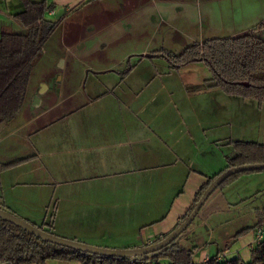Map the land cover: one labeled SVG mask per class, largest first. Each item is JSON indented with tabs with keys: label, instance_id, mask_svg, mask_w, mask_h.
<instances>
[{
	"label": "crops",
	"instance_id": "obj_1",
	"mask_svg": "<svg viewBox=\"0 0 264 264\" xmlns=\"http://www.w3.org/2000/svg\"><path fill=\"white\" fill-rule=\"evenodd\" d=\"M46 1L55 29L43 48L61 67L31 76L23 109L0 132V208L36 226L84 230L93 246L151 245L224 172L233 142L264 143V104L224 93L203 61L174 69L153 54L252 31L264 2ZM23 9L0 0V35L24 30L14 18ZM263 211L264 170L242 174L209 197L179 243L198 247L196 264L248 262Z\"/></svg>",
	"mask_w": 264,
	"mask_h": 264
},
{
	"label": "trees",
	"instance_id": "obj_2",
	"mask_svg": "<svg viewBox=\"0 0 264 264\" xmlns=\"http://www.w3.org/2000/svg\"><path fill=\"white\" fill-rule=\"evenodd\" d=\"M22 2L24 9L14 18L24 30L3 31L0 35V132L23 109L34 63L41 56L43 45L55 29V23L46 19V15L55 8V5L48 4L46 0H22ZM263 29L264 21L256 29L236 37L212 39L203 44H194L179 55L162 50L155 52L153 57L166 59L174 69L203 61L213 73L215 85L224 93L250 99L262 105L264 104V36L260 31ZM232 145L233 154L226 157L227 167L224 171L239 165L264 162V143L233 142ZM247 173L232 176L219 188L225 187L238 176ZM218 175L208 178V181L202 185L176 229L192 213L203 192ZM262 225H264V211L254 229ZM37 226L55 234L45 225ZM250 229L252 228L242 232ZM168 235L157 238L154 243ZM197 248L191 242L183 245L177 242L158 257L132 263L130 260L83 254L51 244L0 219V264H48L50 261H74L80 264H161L160 261L165 264H196ZM203 264H264V241L251 248L248 262L242 258L220 262L218 256H214Z\"/></svg>",
	"mask_w": 264,
	"mask_h": 264
},
{
	"label": "water",
	"instance_id": "obj_3",
	"mask_svg": "<svg viewBox=\"0 0 264 264\" xmlns=\"http://www.w3.org/2000/svg\"><path fill=\"white\" fill-rule=\"evenodd\" d=\"M247 86V84H245ZM264 170V162L261 163H250L245 165H239L231 167L226 171L219 174L208 188L203 192L201 198L196 203L192 213L185 218V220L179 225L177 229L171 232L163 240L153 243L148 246L132 249H110L104 247H97L75 240L63 238L55 234H51L45 230L40 229L38 226L30 223L29 221L15 215L14 213L0 208V219L13 224L14 226L22 229L25 232L39 238L45 242L58 245L71 249L73 251L81 252L83 254L97 255L101 257L118 258L124 260H136L146 261L154 257L162 255L166 250L171 249L181 238L185 235L188 228L192 225L193 221L199 215L201 209L205 205L209 197L229 178L234 175L247 173V172H258Z\"/></svg>",
	"mask_w": 264,
	"mask_h": 264
},
{
	"label": "rangeland",
	"instance_id": "obj_4",
	"mask_svg": "<svg viewBox=\"0 0 264 264\" xmlns=\"http://www.w3.org/2000/svg\"><path fill=\"white\" fill-rule=\"evenodd\" d=\"M239 1H241V0H235V3H238ZM244 1L252 2L253 0H244ZM258 1L264 2V0H258ZM51 48H52V46L47 45L46 47H44L42 49L43 51H42L41 56H39L38 59L34 63V67H33V70H32V80L31 81L34 82L36 80V78L38 79L40 77L41 74H44L46 71L50 70V64H52V63H54L59 68L61 67V59H59V57H58V55L56 53L51 52ZM195 76H198V75L197 74H192V77H195ZM62 86H63L62 84H59V87L62 88ZM54 209L55 208H51V210L49 212L50 213L51 212L54 213ZM238 214L240 215L239 218H245L244 220H246L247 222L250 221V216H243V214H241V213H238ZM236 220H238V219H235L234 221H236ZM239 223H241L242 225H245V222H239ZM191 226H193V225H191ZM48 228L53 233H55V235L63 237V238L66 237L67 239L70 238L72 240L76 239L75 241L82 242V243H85V244L87 242H89V241H92V240L95 241L94 240L95 238H91L90 235L85 234L86 231H84V230L74 229V228H66L64 226H61L60 228H57L56 230L51 228V227H48ZM188 230L186 231V233L188 232ZM147 232L148 231H146V233ZM224 232H226V231H222V233H224ZM218 235H219V232H218ZM145 236L146 235L144 234V241H145ZM183 236H184V234H183ZM180 240H179V242H180ZM96 241H98V240H96ZM189 248H191V247H189ZM112 249H114V248H112ZM227 260H228L227 258H223L222 262H226Z\"/></svg>",
	"mask_w": 264,
	"mask_h": 264
},
{
	"label": "built area",
	"instance_id": "obj_5",
	"mask_svg": "<svg viewBox=\"0 0 264 264\" xmlns=\"http://www.w3.org/2000/svg\"><path fill=\"white\" fill-rule=\"evenodd\" d=\"M254 234H255V238L257 240V243L264 241V225L255 228ZM133 262L134 261H132V263Z\"/></svg>",
	"mask_w": 264,
	"mask_h": 264
}]
</instances>
